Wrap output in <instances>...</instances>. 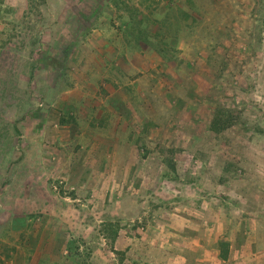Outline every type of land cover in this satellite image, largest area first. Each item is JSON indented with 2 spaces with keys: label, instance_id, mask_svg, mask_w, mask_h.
<instances>
[{
  "label": "rangeland",
  "instance_id": "obj_1",
  "mask_svg": "<svg viewBox=\"0 0 264 264\" xmlns=\"http://www.w3.org/2000/svg\"><path fill=\"white\" fill-rule=\"evenodd\" d=\"M0 264H264V0H0Z\"/></svg>",
  "mask_w": 264,
  "mask_h": 264
}]
</instances>
